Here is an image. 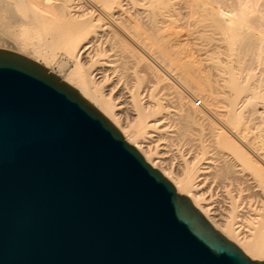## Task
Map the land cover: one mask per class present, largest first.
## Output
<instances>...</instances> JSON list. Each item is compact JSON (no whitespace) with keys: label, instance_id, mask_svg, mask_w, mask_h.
<instances>
[{"label":"bare ground","instance_id":"1","mask_svg":"<svg viewBox=\"0 0 264 264\" xmlns=\"http://www.w3.org/2000/svg\"><path fill=\"white\" fill-rule=\"evenodd\" d=\"M221 1L0 0V50L77 88L216 232L264 262V0ZM205 21L213 31L190 32Z\"/></svg>","mask_w":264,"mask_h":264},{"label":"water","instance_id":"2","mask_svg":"<svg viewBox=\"0 0 264 264\" xmlns=\"http://www.w3.org/2000/svg\"><path fill=\"white\" fill-rule=\"evenodd\" d=\"M0 264H264L125 143L94 102L0 50Z\"/></svg>","mask_w":264,"mask_h":264},{"label":"rangeland","instance_id":"3","mask_svg":"<svg viewBox=\"0 0 264 264\" xmlns=\"http://www.w3.org/2000/svg\"><path fill=\"white\" fill-rule=\"evenodd\" d=\"M235 3V0H223L221 1V4L225 5V6H233ZM194 31H200V32H210V31H213V29L211 28V25L205 21L204 24L202 25V28L200 29H190V32H194ZM217 33V32H216ZM214 38H220V36H215ZM226 48L224 46V44H221V49H219V52H220V59L222 62H225V61H229V58L226 56ZM234 59V58H233ZM58 61V60H57ZM66 69L68 70H71V66L68 64L65 66ZM50 69L53 70V71H57V67L54 65V64H51L50 65ZM168 155H170V163L171 164H175L176 162V158L173 156V153L172 152H169Z\"/></svg>","mask_w":264,"mask_h":264}]
</instances>
